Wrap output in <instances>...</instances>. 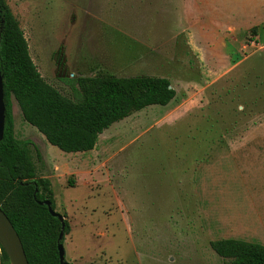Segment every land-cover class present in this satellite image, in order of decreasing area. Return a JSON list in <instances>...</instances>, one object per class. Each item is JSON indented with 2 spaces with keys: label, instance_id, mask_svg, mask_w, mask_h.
I'll list each match as a JSON object with an SVG mask.
<instances>
[{
  "label": "rangeland",
  "instance_id": "obj_1",
  "mask_svg": "<svg viewBox=\"0 0 264 264\" xmlns=\"http://www.w3.org/2000/svg\"><path fill=\"white\" fill-rule=\"evenodd\" d=\"M7 3L63 95L65 78L106 72L167 77L177 90L77 153L50 144L12 97L16 136L34 143L37 174L71 224L68 262L225 264L212 241L264 244V167L241 176L221 155L264 161V0Z\"/></svg>",
  "mask_w": 264,
  "mask_h": 264
},
{
  "label": "trees",
  "instance_id": "obj_2",
  "mask_svg": "<svg viewBox=\"0 0 264 264\" xmlns=\"http://www.w3.org/2000/svg\"><path fill=\"white\" fill-rule=\"evenodd\" d=\"M257 33V27L253 28ZM0 69L4 83L5 130L0 141V205L10 218L24 245L29 264H61L59 242L71 231L64 220L53 216L51 182L39 177L30 139L16 136L13 101L25 121L66 153L96 148L100 135L113 124L152 105H168L177 96L169 78L153 75L120 77L100 73L65 78L72 97L48 83L33 61L24 30L9 7L0 0ZM38 158L41 153L37 150ZM64 224V227H63ZM64 238L59 241L61 231ZM225 264H264V244L239 238L211 242ZM0 264H12L0 239Z\"/></svg>",
  "mask_w": 264,
  "mask_h": 264
},
{
  "label": "water",
  "instance_id": "obj_3",
  "mask_svg": "<svg viewBox=\"0 0 264 264\" xmlns=\"http://www.w3.org/2000/svg\"><path fill=\"white\" fill-rule=\"evenodd\" d=\"M5 112L6 106L4 101V83L3 76L0 69V141L4 137L5 130ZM48 206L49 212L58 217L61 221L64 220V216L57 212L53 207L52 203L49 200L40 202ZM64 227V224H63ZM64 238V231L62 230L59 236V241ZM0 239L3 242L7 253L10 257L12 264H29L24 245L19 236V233L12 224L10 218L5 213L0 205ZM59 258L61 264H72L66 260V249L64 243L59 242Z\"/></svg>",
  "mask_w": 264,
  "mask_h": 264
},
{
  "label": "crops",
  "instance_id": "obj_4",
  "mask_svg": "<svg viewBox=\"0 0 264 264\" xmlns=\"http://www.w3.org/2000/svg\"><path fill=\"white\" fill-rule=\"evenodd\" d=\"M232 151L233 150H230L229 153H225V154L221 153V155H223L225 157V159H227L231 162L234 161L236 163V166L238 168V172L241 176H247L249 174V172L252 170V168L257 166V165H261L264 167V161L260 160L261 158L259 156H258V158H254L255 160L252 161L251 158L248 160L243 159V157H246L245 154H243L241 156H237V158H236V154H234ZM262 158H264V157H262ZM213 162H210V164ZM203 165H206V164L203 163Z\"/></svg>",
  "mask_w": 264,
  "mask_h": 264
}]
</instances>
